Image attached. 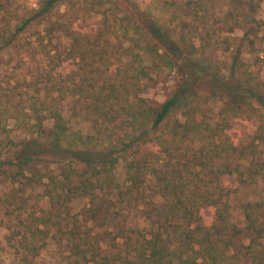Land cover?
<instances>
[{
	"label": "trees",
	"instance_id": "16d2710c",
	"mask_svg": "<svg viewBox=\"0 0 264 264\" xmlns=\"http://www.w3.org/2000/svg\"><path fill=\"white\" fill-rule=\"evenodd\" d=\"M262 1L36 0L14 13L0 1L1 50L44 32L30 113L0 95V177L10 181L3 204L17 220L7 240L18 264L58 235L80 264H264V193L238 195L264 182V82L244 57L260 38ZM170 73L178 84L161 103L141 96ZM65 99L88 132L63 114ZM77 199L86 202L73 213ZM126 206L147 229L116 222Z\"/></svg>",
	"mask_w": 264,
	"mask_h": 264
},
{
	"label": "rangeland",
	"instance_id": "374dc122",
	"mask_svg": "<svg viewBox=\"0 0 264 264\" xmlns=\"http://www.w3.org/2000/svg\"><path fill=\"white\" fill-rule=\"evenodd\" d=\"M8 5L11 12H20L23 6L35 5L36 0H0ZM0 16H2L0 14ZM9 17V15H8ZM88 17V16H86ZM256 17L263 23L259 32V37L255 42V51L253 54L247 53L245 50L244 57L249 62L250 68L253 74L261 81L264 82V0L261 2L260 7L256 13ZM89 19V18H87ZM93 19V18H92ZM5 19H0V27H4ZM241 32H237L240 34ZM44 32L41 26L33 28L26 35L30 45L21 49L10 48L8 50L0 49V95L8 93L11 95L12 101L10 104L15 109H24L25 113H30L28 109L29 98L34 93V85L39 78V73L45 64V57L41 53V35ZM196 43L197 40H195ZM44 44L47 43V39H44ZM55 45L63 49L66 45V40L55 34ZM70 65L64 64L58 68V72L65 75L66 71L70 69ZM36 80V81H35ZM179 78L174 74H164L157 80L151 83V85L145 90L141 96L146 97L151 103L159 104L166 99L176 88ZM7 101H2L6 103ZM211 107L210 114L212 118H216L219 110V102H214L209 105ZM13 108V109H14ZM63 114L69 118L70 123L74 128H82L84 131H89V123L81 117H72V110L70 107V99L63 101ZM14 120L7 118V125H13ZM52 120L47 119L45 121L46 126H51ZM3 135L0 134V139ZM12 154V150H2V158L9 157ZM117 176L123 178V169L121 165L116 167ZM10 181L8 179L0 177V264H18V257L16 256L14 249L8 243L7 236L10 235L11 230L17 223L16 218L10 215L4 214L3 197L8 191ZM146 191L149 194L152 192V182L150 178L146 181ZM264 193V182L259 181L256 185H252L248 189H241L238 194L239 197L245 201L257 197ZM28 207L24 216L28 212L32 211L36 206L38 200L41 198L40 187L31 190L28 194ZM155 201L160 202L162 198L159 195L154 197ZM85 200L77 199L72 202V212L79 213L85 204ZM119 218L116 221L120 225H124L127 229L145 230L147 229V222L140 216L139 208L135 206H126L119 212ZM238 220L242 219L240 210H237ZM207 221V217H205ZM134 236V233L131 232ZM12 243V242H11ZM104 247L105 244L103 243ZM30 264H80L70 253L69 248L65 244V240L59 235L56 237H49L47 239L46 246L35 257H29Z\"/></svg>",
	"mask_w": 264,
	"mask_h": 264
}]
</instances>
